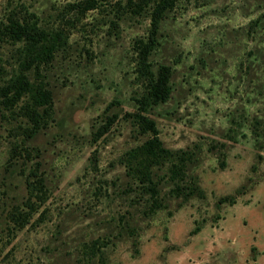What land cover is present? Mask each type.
I'll use <instances>...</instances> for the list:
<instances>
[{
    "label": "rangeland",
    "instance_id": "1",
    "mask_svg": "<svg viewBox=\"0 0 264 264\" xmlns=\"http://www.w3.org/2000/svg\"><path fill=\"white\" fill-rule=\"evenodd\" d=\"M79 1L0 0V20L33 13L65 37L39 71L52 94L43 127L25 137L27 96L0 102V264H264V0H177L165 11L148 60L169 66L172 90L149 116L165 147L192 151L187 175L201 194L171 195L166 167L154 168L164 206L152 214L120 162L146 138L125 113L142 92L134 41L147 37L152 6L135 15L128 0H108L80 12ZM17 46L0 38V85L18 72ZM36 161L47 198L19 226Z\"/></svg>",
    "mask_w": 264,
    "mask_h": 264
},
{
    "label": "trees",
    "instance_id": "2",
    "mask_svg": "<svg viewBox=\"0 0 264 264\" xmlns=\"http://www.w3.org/2000/svg\"><path fill=\"white\" fill-rule=\"evenodd\" d=\"M107 1L82 0L76 6L78 11L84 12ZM176 1L128 0V9L135 15H141L149 6H152L147 37L134 41L138 66L143 76L142 92L135 97V109L125 113L137 134L144 135L146 138L142 143L127 149L120 158L126 175L133 180L142 194L148 195L150 204L147 214H152L164 206L159 197V182L154 179V168L166 167L168 178L172 182L169 190L171 195L187 199L192 195L201 194L194 179L187 175V164L193 159L192 151L165 147L159 137V129L154 119L149 116L150 109L167 101L172 90L169 66L159 65L154 70L148 56L157 45L156 35L165 11L173 7ZM0 38L18 43V72L12 75L5 84L0 85V102L12 106L16 101L27 96L28 101L23 107V114L31 126L25 128L24 133L25 137L30 138L39 128L43 127L51 113L52 94L39 77V71L43 65L49 64L54 51L65 42L64 33L61 30L43 29L33 13L20 17L9 14L4 20H0ZM29 70L36 73L34 80L29 77L27 73ZM116 118L115 114L109 116L95 131V139L105 134ZM25 154H31V151L26 150ZM91 160L92 164H95V156ZM39 165V161H36L26 177L27 196L24 204L28 211L25 213L27 216L23 214L15 219L17 222L20 220L19 226H22L23 221L27 220L32 212L37 211L47 198L46 185L38 171ZM220 165L223 166L224 162L220 161ZM225 200L220 199L219 202ZM233 201V199L230 200V202ZM93 247L101 248L98 247L97 240L93 241ZM96 250H93L94 255ZM98 263L105 264L101 257Z\"/></svg>",
    "mask_w": 264,
    "mask_h": 264
}]
</instances>
